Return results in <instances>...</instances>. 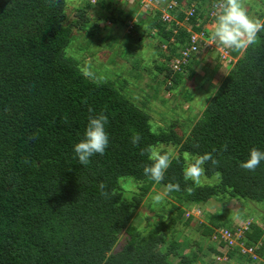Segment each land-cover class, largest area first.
I'll return each instance as SVG.
<instances>
[{
  "label": "trees",
  "instance_id": "obj_1",
  "mask_svg": "<svg viewBox=\"0 0 264 264\" xmlns=\"http://www.w3.org/2000/svg\"><path fill=\"white\" fill-rule=\"evenodd\" d=\"M76 1L70 9L67 0H55L51 6L46 0H0V264H216L219 259L225 264H264V161L254 171L240 167L252 147L264 151V33L241 54L214 42L202 28L215 20L214 0H175L179 5L172 15L179 26L161 20L163 0H153L154 15L138 14L134 22L133 9L120 11L124 20L113 12L92 16L90 2L78 6ZM193 2L194 16L185 21ZM260 4L264 19V1ZM106 21L115 31L112 35H120L119 26L128 30L122 50L107 52L112 63L134 57L142 71L136 53L148 35L135 32L143 22L166 42L162 53L161 45L152 53L160 62L143 69L155 76L154 83L146 85L154 95L166 85L175 100L176 91L183 88L180 98L187 102L193 94L186 86L201 84L195 68L210 67V76L203 80L210 87L217 81L216 87L207 88L210 99L189 128L170 125L153 132L143 110L146 100L139 107L118 83L83 74L80 62L67 50L79 37L102 49L100 41L111 33H103ZM218 53L241 56L216 80L225 60L218 59ZM101 112L108 117L109 146L87 166L81 165L74 144L83 138L88 116ZM33 133L37 138L29 140ZM136 134L141 137L139 147L131 143ZM225 143L227 150L222 148ZM160 145L178 154L164 180L156 183L143 174L148 160L140 150ZM205 153L218 161L204 165V176L214 183L186 182L185 161ZM127 179L138 184L131 200L122 199L121 185ZM101 182L110 192L108 199L100 194ZM169 182H178L181 191L166 194L167 206L154 212L153 222L146 218L145 227L134 226L133 214L150 190H164ZM225 195L231 201L262 204L261 225L247 220V226L227 227V216L206 212L205 221L196 223L198 239L180 241L177 227L188 229L192 220L182 221L184 213L203 210ZM231 239L235 244H229Z\"/></svg>",
  "mask_w": 264,
  "mask_h": 264
},
{
  "label": "rangeland",
  "instance_id": "obj_2",
  "mask_svg": "<svg viewBox=\"0 0 264 264\" xmlns=\"http://www.w3.org/2000/svg\"><path fill=\"white\" fill-rule=\"evenodd\" d=\"M133 1L136 0H78V6L80 4H86L90 2L92 9L91 14L92 16H95L97 12H99L101 15H105L106 13L113 12L114 14H118L117 16H121V19H123L122 13L120 11L124 10V12H127L128 10L133 9L135 12V17L133 18L134 21H138L137 15L138 14H147L149 15L152 13L154 15V12L156 11L154 7H151L147 10V8L143 7L142 5L136 4ZM166 4L169 0H163ZM188 1V0H186ZM262 0H245V4L247 5V9L249 12V15L262 18V13L260 12V6H261ZM264 1V0H263ZM103 2V4H102ZM77 3L76 0H70L67 5H69V8L72 9L73 6H75ZM106 5H109V9L103 7ZM102 8L103 10H101ZM132 11V12H133ZM146 15V16H147ZM99 14L97 15V17ZM145 16V15H143ZM94 18V17H92ZM210 19V16H209ZM124 20V19H123ZM215 22L208 20L202 28L205 29L206 34L211 37V32L213 29H210L208 26L212 25ZM148 23H144L142 25H139V27L136 30L135 33H146L148 36L143 38L142 47H140L136 54H139V60L142 62V71L137 69V67L134 64V57H127V58H116L115 61L112 63L110 62L109 58L111 56V53H107L109 51L117 50L121 47V45L124 44L126 41V38L128 37L127 32L128 30L124 27L119 26L117 29V32L120 34H114L112 35L114 31L113 28L110 27L109 23L106 21L104 24H102L103 33L109 32L111 29V33H106L104 36H107L109 39L100 41L102 49H99V47L95 43L89 42L87 38L79 37L74 41V46L72 48H68V52L72 55H75L78 61L80 62V67L83 69V72L90 68L91 72H95V79L100 78L104 81H110L112 83H118L119 86H122L123 94H125L126 97H129L134 104L137 106H141V102L143 100H146V105L143 108V110L148 114L151 130L153 132H160L161 130H168L169 126H176L180 128V130L184 129V125H187L186 127L189 128L191 126V121L196 120L200 114L203 108L206 105L205 99H210V92L206 91L209 87L210 90H213L216 87L217 81L213 82V86H209V81L205 78H208L210 76V67H206L205 65L199 68H195V71L198 73V77L196 79L199 80L201 83L198 88L195 87L194 83H190L186 86L191 92L192 96L191 98H188L187 102H182L181 100V93L183 92V88H179L175 93V100L173 99L172 93H168L165 86H161V91L159 94L154 95L152 91L148 90L146 85L153 84V80L155 76L151 74L148 71H144V67H148L149 69H153L154 63L160 62L159 58L160 56H156L152 54L155 52V48L158 45H161L162 50L160 53H162L165 50V46L163 47L166 42H163L162 39H160L158 36H156L155 32L153 30L148 29ZM106 27L107 29H104ZM103 37V36H102ZM116 37V40H115ZM104 40V41H103ZM103 42V43H102ZM163 43V44H162ZM210 43V46L212 45V41H208ZM213 48V46H211ZM122 50V47L120 48ZM98 53H96V52ZM218 51V48H217ZM219 52V51H218ZM243 51H241V54ZM92 53H94L92 55ZM204 53V52H203ZM212 55V54H211ZM219 55V53H218ZM241 55L238 56V58ZM222 57H226L225 60H223V65L220 67L221 73L215 74L216 80H219L221 78V75H223L226 70H229L232 68L233 64L238 58L229 57L226 54H223L222 56H218V59L222 61ZM207 59V58H206ZM231 60V63H230ZM208 65V62H206ZM175 70H177L175 68ZM185 75V74H184ZM120 82V83H119ZM196 82V80H195ZM115 87H117V84H114ZM173 93V94H174ZM149 94V95H147ZM190 119V120H189ZM165 148H168L164 146ZM173 148V147H171ZM174 149V148H173ZM178 151L174 149V155H177ZM188 158V156H186ZM216 179L213 178L211 181H214ZM208 182V179L203 176L201 177L199 184H206ZM209 184H213L214 182H208ZM122 191V199L128 200L132 199L134 194H137L138 191V184L131 179H127L126 181H122L121 185ZM164 190L161 188L153 187L149 194L146 196V198L143 200V204L139 207L137 211L133 214V221L132 224L134 226L139 227H145L147 224V219L149 218L150 222H153L155 220V213L154 212H161L164 210L167 206L168 198L165 195L164 200L159 204H154L152 201V196L157 193H163ZM221 199V198H220ZM214 199L209 202V205L206 207H202L201 209H191L187 210L189 207H183V210H187L184 213V216L182 218V221H185L189 218H192L190 227L182 228L181 226H178L177 229L180 233V241L185 240V238H189L191 241L197 240L199 237V234L196 231V223H202L205 221L204 217L206 216V212L209 213V215L217 212L220 214H224L229 218V222L227 224V227L230 226V224L235 226L236 224L242 226L247 224V220H253L256 223H260V216L263 213V205L252 203V202H239L236 200H230L227 195L224 196V200L221 199ZM215 201H218L219 204ZM223 202V203H222ZM222 203V204H221ZM222 205H225L222 206ZM220 235H222L224 238L227 237V234L225 232H220ZM124 240H121V243ZM206 244V242H205ZM217 245V244H213ZM219 252L223 255L226 254L225 249L219 250ZM224 259H219V263L214 261L216 264H225L223 262ZM198 264H204L203 262L199 261Z\"/></svg>",
  "mask_w": 264,
  "mask_h": 264
},
{
  "label": "clouds",
  "instance_id": "obj_3",
  "mask_svg": "<svg viewBox=\"0 0 264 264\" xmlns=\"http://www.w3.org/2000/svg\"><path fill=\"white\" fill-rule=\"evenodd\" d=\"M172 1L175 0L168 1L166 5ZM46 3L51 6L55 3V0H46ZM166 5L160 9V12ZM191 5L195 6V3L193 2ZM153 7L155 8L156 4ZM213 7L216 9V15L214 29L210 34L211 39L225 48L237 52L244 51L255 45L260 39V34L264 33V19L249 15L245 0H214ZM210 18H213V16H210ZM83 74L88 78H95L90 68L85 70ZM89 112L92 113V110L89 109ZM107 123L108 117L103 112L88 116V123L84 130L83 138L74 144L75 157L78 158L81 165L87 166L92 156L105 153L110 142L109 134L105 127ZM36 138L35 133L30 134L28 137L29 140ZM140 140L139 134L131 137V143L135 147H139ZM222 148L227 150V143L222 145ZM140 154L142 156L146 155L148 160V163L143 165V174L156 183L162 182L174 159V149L171 147L165 148L163 145L147 146L146 148H141ZM208 161H211L213 165L218 163L211 153L189 156L183 167L184 180L199 184L201 177L205 175L204 165ZM261 161H264V151L252 147L249 150L248 158L240 164V167L254 171L260 166ZM98 188L105 199L110 197V192L106 190V185L103 182L98 185ZM185 190L189 193L192 192L191 187ZM178 191H181L180 184L178 182H169L165 185L163 193H157L152 196V201L154 204H159L164 200L166 194ZM249 254H251V251Z\"/></svg>",
  "mask_w": 264,
  "mask_h": 264
},
{
  "label": "built area",
  "instance_id": "obj_4",
  "mask_svg": "<svg viewBox=\"0 0 264 264\" xmlns=\"http://www.w3.org/2000/svg\"><path fill=\"white\" fill-rule=\"evenodd\" d=\"M211 1V0H209ZM140 5H142L143 7L147 8V10L150 8V7H153V0H141L140 1ZM178 7V4L177 2L175 1H172L170 3H168L166 5V7L164 9L161 10V20L163 22H170V21H174L176 22V25L179 26L181 25L180 22L176 21L172 15V12L174 10H176V8ZM194 11H195V6L194 5H191L189 9H187L185 11V18L184 20L187 21L188 19L192 18L194 16ZM198 37H196L195 35L193 36V39L196 40ZM210 44V43H208ZM223 54H226V53H223ZM227 55V54H226ZM223 59H226V57H222ZM226 233V232H225ZM241 233V231H239L238 234L235 235V237L238 238L239 234ZM225 239H229V235L227 234V237ZM229 244L232 245V244H235V240L234 239H231V241H229ZM243 252H247V253H250L251 250H246V249H242Z\"/></svg>",
  "mask_w": 264,
  "mask_h": 264
}]
</instances>
